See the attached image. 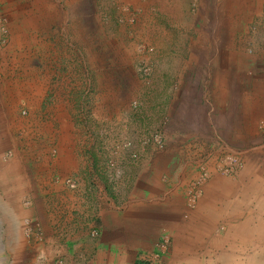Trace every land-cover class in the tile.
<instances>
[{
	"label": "crops",
	"instance_id": "0c3cea01",
	"mask_svg": "<svg viewBox=\"0 0 264 264\" xmlns=\"http://www.w3.org/2000/svg\"><path fill=\"white\" fill-rule=\"evenodd\" d=\"M158 1H125L138 6L141 30L164 29L150 14L161 2L177 11L165 19L177 36L241 37L236 51L227 46L229 63L219 73L220 99L233 94L240 108L224 102L212 119L199 106V75L188 70L197 66L190 43L188 77L174 71L161 80L179 84L161 94L172 119L165 150L139 162L125 159L129 166L123 163V182L116 184L114 166H98L107 158L99 155L101 142L81 137L86 66L92 81L99 79L97 49L85 63L81 42L110 28L111 22L100 21L102 12L114 24L119 13L108 0H0L9 32L7 46L0 47V264H142L165 235L169 243L158 264H264V59L246 50L252 42L264 52V0ZM192 5L197 14L191 15ZM251 23L260 24L254 37ZM180 99L191 109L179 106L174 113ZM183 131H219L243 168L234 176L219 173L213 159L206 162L192 150L209 145L180 140L176 133ZM202 162L208 177L188 206ZM68 176L74 187L62 182Z\"/></svg>",
	"mask_w": 264,
	"mask_h": 264
},
{
	"label": "rangeland",
	"instance_id": "374dc122",
	"mask_svg": "<svg viewBox=\"0 0 264 264\" xmlns=\"http://www.w3.org/2000/svg\"><path fill=\"white\" fill-rule=\"evenodd\" d=\"M108 1L112 7H115L114 12L116 10V13H119L120 20L118 17L119 21L114 24L115 22H112L109 17L110 13L103 10L100 21L111 22L112 27L109 24L110 28L106 33L98 31L92 38H84L81 42L83 57L81 59L85 63H89L93 56V50L97 49L94 53L96 56L94 61L97 63L96 71H98L99 76L98 82H94L92 81L91 69L86 66L83 71L85 80L81 84V92L84 97L81 102V104L83 103L81 121L84 131L81 133V137L83 136L86 141L101 142V147L98 149L99 155L102 158H107L102 160L98 166L101 167V170L107 166H114L117 173L114 180L117 184L121 178V168L124 169V165L129 166L124 162L125 159L131 160L132 163L133 161L139 162L142 157L155 158L165 150L167 130L172 125V119L167 112V108H170L169 100L165 94H161L163 93L162 90H165L164 87H167L169 91H173L179 88V84L177 80L172 83L171 81L163 82L164 84H162L161 80L165 79V76L171 78L174 71L177 74L185 71L184 75L181 74L180 76L183 80L188 77L186 66L190 65L191 62L188 59L190 52L187 46L190 43L196 45V54L193 56L197 66H193L188 70L199 75V78L195 80L196 94L194 97L196 100L200 99L199 106L204 110L206 107L205 112L209 113L212 119L217 118L218 113L220 114L219 110L225 109L227 105L234 110L240 108H237V101L233 94H229L227 100L220 99L219 88H221V84L219 81L221 77H219V73L224 62L229 63V57L227 59V56L230 53L227 52V46L236 51L237 46L240 45L241 37L204 34L192 37L187 35L177 36L173 31L175 26L171 28L169 23L165 22L167 17L176 16L177 11L164 7V5L170 7V3L160 5V0L158 5L151 6L150 14L154 18H160L157 24L159 26L164 25V29H159L158 33L154 31V28L141 30V26H139L141 14L137 9L138 6L134 5V7L129 2L125 3L126 0ZM159 5L162 10L159 9ZM189 9L191 15L198 13L197 8L195 9L193 5L189 6ZM185 12H182V14L188 16L186 10ZM161 17L165 18L161 19ZM154 24H156V20ZM259 26L260 24L256 25V23L249 25L250 37L255 36L254 32H258ZM165 31L174 33L170 36L164 34ZM8 42L9 40L4 46L0 47L5 49ZM182 44L185 45L184 49L180 48ZM253 48L255 47H253L252 42L246 46L248 52L264 59V52ZM24 54L27 56V52ZM178 61L180 62L179 66L176 64ZM172 65L175 67L174 70H171ZM175 77L179 76L176 75ZM183 86L184 84H181V87ZM95 95L98 97H93ZM186 101V99L178 100L174 113L179 110V106L183 110H190L191 108L186 106L190 102ZM224 102L228 104L225 105ZM214 103L221 105L223 108L215 106ZM21 109L27 113V104L22 103ZM96 130H100V132H96ZM215 132L218 133L213 131H183L176 134L180 140L199 142L201 146L209 145L208 148H192V150L197 152L196 155L199 159L205 157L204 161L206 162L213 159L216 170L225 175L220 171L219 166H223V163L228 161H225L228 155L235 154H231L227 141L219 134V131ZM157 135L163 140L162 147H158L155 142V136ZM205 136H207V139ZM209 136H212L211 141ZM55 153L56 149L52 150V154L55 155ZM183 157L189 160V156ZM118 158L121 159L122 163H117ZM207 164L202 162L196 169L199 173L208 172ZM67 178H71L74 181V186L76 185L75 178L71 176L62 180L64 184H66L65 180ZM120 182L123 181L120 180Z\"/></svg>",
	"mask_w": 264,
	"mask_h": 264
},
{
	"label": "built area",
	"instance_id": "2783aa9c",
	"mask_svg": "<svg viewBox=\"0 0 264 264\" xmlns=\"http://www.w3.org/2000/svg\"><path fill=\"white\" fill-rule=\"evenodd\" d=\"M8 28L6 25V21L4 18L0 17V46H4L8 40ZM155 142L158 144V147L163 146V140L160 136H155ZM228 160V161H227ZM225 163H223V166H219V169L222 173L225 175L232 176L239 169L243 167V162L241 158L238 155H228L225 159ZM207 173L203 172L200 174L199 178L192 183V185L189 187V190L187 192V204L188 206H193L198 199L200 195V189L202 182L207 178ZM66 184L70 187L74 186V181L71 178H67L65 180ZM169 243L168 236H163L162 240L156 244V249L153 251L151 255V259L148 261H145V263L142 264H158L156 261L158 258H160L167 250Z\"/></svg>",
	"mask_w": 264,
	"mask_h": 264
},
{
	"label": "bare ground",
	"instance_id": "6f19581e",
	"mask_svg": "<svg viewBox=\"0 0 264 264\" xmlns=\"http://www.w3.org/2000/svg\"><path fill=\"white\" fill-rule=\"evenodd\" d=\"M243 168V167H242ZM240 170V169H239Z\"/></svg>",
	"mask_w": 264,
	"mask_h": 264
}]
</instances>
